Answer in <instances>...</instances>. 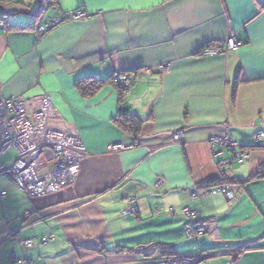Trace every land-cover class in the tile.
<instances>
[{"label":"crops","instance_id":"0c3cea01","mask_svg":"<svg viewBox=\"0 0 264 264\" xmlns=\"http://www.w3.org/2000/svg\"><path fill=\"white\" fill-rule=\"evenodd\" d=\"M51 1L0 0V96L47 107L51 126L76 132L87 156L72 185L36 198L0 175V264H141L184 255V207L215 222L209 236L185 241L194 246L186 256L264 264V179L247 180L264 163L261 0ZM76 10L89 17L37 34V23ZM7 22L16 27L6 30ZM230 36L240 45L221 50ZM209 46L221 52L200 53ZM115 72H130L121 98L110 82ZM81 80L100 84L85 97ZM122 111L139 119L136 137L119 125ZM179 131L182 143L173 140ZM224 133L249 150L243 164L220 168L231 150L215 155L209 140ZM15 156L10 149L0 160ZM222 175L247 180L234 185L233 199L189 197ZM130 205L137 214L124 212Z\"/></svg>","mask_w":264,"mask_h":264},{"label":"built area","instance_id":"2783aa9c","mask_svg":"<svg viewBox=\"0 0 264 264\" xmlns=\"http://www.w3.org/2000/svg\"><path fill=\"white\" fill-rule=\"evenodd\" d=\"M88 17L87 12L81 10L69 11L63 15L56 14L38 25L37 34L41 36L63 22L78 21ZM239 45L240 43L230 36L221 50H233ZM221 50L203 47L200 53L215 54ZM112 80L116 85L128 87L125 92L130 91V79L127 74L115 72ZM182 135L181 132H175L173 140L181 143ZM262 136L263 132H257L255 135L257 140H260ZM209 142L212 146V153L218 156L222 154V149H234L233 160L238 164H243L250 156L248 151L235 149L236 146L231 147L234 143L227 134L211 137ZM11 148L15 150L17 156L6 165L0 160V175L8 176L16 188L30 198L48 195L72 184L78 176L82 159L87 156L82 141L77 135L72 132H60L51 126L47 107L37 110L26 99L0 97V159ZM112 149L120 150L123 146L115 144ZM229 163V161L221 162L220 168ZM161 183L162 180L158 179L155 186L158 187ZM217 193L223 194L228 200L233 199L235 195L232 187L223 185L199 188L191 192L189 197L197 199L206 194ZM5 196L6 192L0 191V199ZM131 210L126 209L124 212L131 213ZM169 212H172V209H169ZM182 212L189 218L184 225L187 238L193 235L196 238L205 236L207 232L212 231L209 225L212 224L213 218H199L198 212L187 207H184ZM53 237V234L43 236L40 242L46 244ZM32 244L31 240L24 242L26 247ZM198 261L195 256H175L164 260L150 258L144 260L142 264H198ZM17 262L31 264L24 258L18 259Z\"/></svg>","mask_w":264,"mask_h":264},{"label":"trees","instance_id":"16d2710c","mask_svg":"<svg viewBox=\"0 0 264 264\" xmlns=\"http://www.w3.org/2000/svg\"><path fill=\"white\" fill-rule=\"evenodd\" d=\"M49 1H51V0H49ZM51 3H52V1H51ZM42 10H43V8H42ZM65 13H63V14H65ZM63 14H61V15H63ZM6 24H9V26H5V29L6 30H11L12 28L16 27V26H14V24H10L8 22ZM119 73H121V74L122 73L123 74H127L129 76V79H130V72L129 73L128 72H119ZM110 82H111V84L113 86H115L118 89L119 97L121 98V96L123 95V93L126 91V89L128 87L116 85L113 82V80H112V76L110 77ZM99 84H100V81H92V80L86 81V80H81L80 82H78L76 84V86H77V90L79 91V93L82 96H85L86 97V96L91 95L92 92L99 87ZM121 115H122L121 120H120L121 123L119 125L122 126L124 129H126L133 136L136 137L139 134V127H140V125H139V122H140L139 119L136 116L128 115L125 111H122L121 112ZM229 150H231V152H229L230 159L228 158L229 160H226V161H229L231 163L232 161H234L233 160L234 150L228 149V151ZM223 151L224 152L226 151L227 154H228V151L226 149H224ZM253 179H264V163L259 167L258 172L256 173V175L248 178L247 180L249 181V180H253ZM247 180L236 179V178H227L225 175H222L219 179L211 180V181H208V182H204V183L199 184L197 186V188L198 187L199 188L217 187V186H223V185L231 186L233 188L234 185L235 186L236 185H241V184H243ZM169 213H172V212H169ZM182 214L186 218L185 219V222H184V224L182 226V233L185 235V233H184V225L189 221V218L183 212H182ZM200 237H204V236H200ZM186 238H187V236H186ZM158 246L160 247V249H162V248L168 249V248L171 247V245H169V244H160ZM163 256L166 257V256H169V255L164 254V255H162L160 257H163Z\"/></svg>","mask_w":264,"mask_h":264},{"label":"rangeland","instance_id":"374dc122","mask_svg":"<svg viewBox=\"0 0 264 264\" xmlns=\"http://www.w3.org/2000/svg\"><path fill=\"white\" fill-rule=\"evenodd\" d=\"M261 2H264V0H261ZM39 16V15H38ZM41 23H43V22H40V23H37L36 24V27H35V29H36V32H37V28H38V25H40ZM57 27V26H56ZM209 47H211V48H217L218 49V47H215V46H209ZM214 54V53H213ZM124 93H127V92H124ZM1 97V96H0ZM3 98V97H2ZM70 132H72L73 134H75V135H77L78 137H79V135L76 133V132H73V131H70ZM179 132H181V131H179ZM182 133V132H181ZM183 134V133H182ZM224 134H227L228 136H229V134L228 133H224ZM256 135V134H255ZM222 136V135H221ZM263 137V136H262ZM262 137H261V139H262ZM80 138V137H79ZM254 139L256 140V141H260V140H257V138L254 136ZM81 140V139H80ZM184 141V136L182 135V142ZM233 141V140H232ZM181 142V143H182ZM233 143L234 144H232L231 145V147L232 146H236V148L235 149H238V150H240V151H248L249 152V150L247 149V148H243V147H240V146H238L234 141H233ZM12 149V148H11ZM10 149H8L7 151H9ZM14 150V149H13ZM228 150V149H227ZM232 150H234V149H232ZM17 156V155H16ZM16 156H15V158H16ZM14 158V159H15ZM85 158V157H84ZM227 158H229L230 159V157H227ZM13 159V160H14ZM83 160V159H82ZM11 163V162H10ZM220 163H221V161H220ZM223 164V163H222ZM221 164V165H222ZM6 165V164H5ZM226 165V164H225ZM224 165V166H225ZM73 184V183H72ZM72 184H70V185H72ZM69 186V185H68ZM67 187V186H66ZM65 187V188H66ZM231 187V186H230ZM64 189V188H63ZM63 189H61V190H63ZM197 189H199V187L197 188H195V190H197ZM61 190H59V191H61ZM59 191H57V192H59ZM54 193H56V192H54ZM24 194V193H23ZM50 194H52V193H50ZM25 195V194H24ZM26 196V195H25ZM40 197V196H39ZM30 198V197H29ZM31 198H36V197H31ZM127 201L128 202H131V198H129V197H127ZM188 208V207H187ZM132 209V210H131ZM138 209L139 208H136V207H134V206H132V205H130L129 207H127V210L129 211V210H131V213L132 212H136V210L138 211ZM190 210H192V211H195V210H193V209H191V208H189ZM168 213H169V211H167ZM197 212V211H196ZM28 213L29 212H25L24 213V215L23 216H28ZM129 213V212H128ZM156 214L157 213H159V212H155ZM154 213V214H155ZM135 214H137V212L135 213ZM138 221V220H137ZM140 222V221H139ZM214 224H215V222L212 220V224L211 225H209V228H213V226H214ZM211 228V229H212ZM142 231V230H141ZM183 234V233H182ZM206 236H209V233L207 232L206 234H205ZM185 239H184V238ZM197 238H200V237H197ZM196 238V236L195 235H193L191 238H186V236L183 234V236H182V239H184V241H180V252H178V253H184V255H169V256H163V257H159V258H154V259H159V260H164V259H170V258H172V257H175V256H186L185 254H188V252H191V251H193V248H194V246L191 244L192 242H189V243H187V242H185L186 240H191V239H197ZM177 239H179V238H177ZM157 248V247H156ZM236 250H240V249H236ZM191 256H195V257H197L198 258V260H200V257L199 256H196V255H191ZM148 259H150V258H148ZM152 259V258H151ZM14 260V262H16L18 259L17 258H14L13 259ZM144 260H146V258H144L142 261H141V264L144 262ZM199 262V261H198ZM198 264H202V262H200V263H198Z\"/></svg>","mask_w":264,"mask_h":264},{"label":"water","instance_id":"95a60500","mask_svg":"<svg viewBox=\"0 0 264 264\" xmlns=\"http://www.w3.org/2000/svg\"><path fill=\"white\" fill-rule=\"evenodd\" d=\"M262 4L264 5V2H262Z\"/></svg>","mask_w":264,"mask_h":264}]
</instances>
